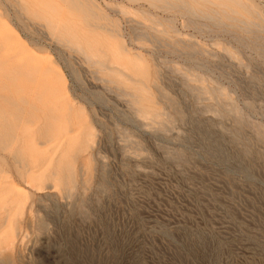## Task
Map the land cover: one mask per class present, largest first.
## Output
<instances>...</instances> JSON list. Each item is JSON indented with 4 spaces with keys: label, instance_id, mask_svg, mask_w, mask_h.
I'll list each match as a JSON object with an SVG mask.
<instances>
[{
    "label": "rangeland",
    "instance_id": "rangeland-1",
    "mask_svg": "<svg viewBox=\"0 0 264 264\" xmlns=\"http://www.w3.org/2000/svg\"><path fill=\"white\" fill-rule=\"evenodd\" d=\"M0 264H264V0H0Z\"/></svg>",
    "mask_w": 264,
    "mask_h": 264
}]
</instances>
